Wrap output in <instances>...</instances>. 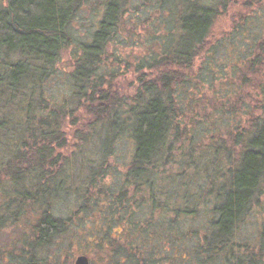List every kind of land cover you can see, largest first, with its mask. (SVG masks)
Here are the masks:
<instances>
[{
    "label": "trees",
    "instance_id": "16d2710c",
    "mask_svg": "<svg viewBox=\"0 0 264 264\" xmlns=\"http://www.w3.org/2000/svg\"><path fill=\"white\" fill-rule=\"evenodd\" d=\"M92 1L0 0V264H264V0H244L258 11L215 40L238 0H97L82 38L75 20ZM138 28L146 51L122 56L123 31ZM230 65L239 82L218 85ZM122 66L138 74L129 95ZM208 90L222 96L198 105ZM123 138L132 158L113 190L104 162ZM71 194L79 208L60 215Z\"/></svg>",
    "mask_w": 264,
    "mask_h": 264
},
{
    "label": "rangeland",
    "instance_id": "374dc122",
    "mask_svg": "<svg viewBox=\"0 0 264 264\" xmlns=\"http://www.w3.org/2000/svg\"><path fill=\"white\" fill-rule=\"evenodd\" d=\"M256 7V8H255ZM258 5L255 4L252 8H245L244 5V0H238L236 3H234L230 8L229 11L222 16H219L215 22V26L213 29V39L217 37L224 36L227 32L231 31L234 24L238 21H240L242 16H245L250 10L255 8V10L258 11ZM101 6L97 4V0H93L91 3L86 4L81 13L78 15V18L75 20V27L78 35L83 38L88 32V30L91 28V24L95 21L96 17H99V12L101 11ZM264 11V10H263ZM259 12H262L259 10ZM253 13V12H252ZM253 15V14H251ZM131 30L128 31H123L122 35L125 37L126 41L128 40L127 44H123L122 46H118L116 48L119 49V52L122 54V56L132 58L135 56L142 55L144 51H146V46L142 44V39L145 37L146 31L143 30V28H138L135 30V32H130ZM141 40V41H140ZM233 52L229 53L227 51V55L225 57L220 56L218 60H230L231 56H236L237 50L236 48L231 49ZM227 57V58H226ZM73 50L68 49L63 52L62 54V59H61V64H60V74L49 82V91L53 92L57 96H62L65 91H67L69 87L68 80L70 78V70L73 64ZM122 70H125V75H121L118 77V88H120V91L123 92V94H131L137 85L138 80L136 79V76L138 74H135V70H126L125 66L121 67ZM131 68V67H129ZM232 66L230 65L224 77L222 79H218L216 83H218L221 80L222 81V86H227L230 83H237L239 82L238 76H234L230 73ZM191 76H194L192 73L190 74ZM227 75V77H226ZM226 77V78H225ZM253 81H255V78L253 75L250 76ZM246 91H249V93L253 96L256 97L258 90L252 89V87H248ZM217 92H212L210 90L207 91V96L204 98V100L197 102L198 105L201 106H206L207 101L211 100V96L214 94V100H217L218 97H221L222 95L220 93L216 94ZM226 97H223V101L226 102ZM209 109V108H208ZM75 115L82 116V110H76ZM192 114V113H191ZM76 115V116H77ZM240 119L245 121V118L248 116L247 112H244V108H241L239 112ZM83 118L85 117L82 116ZM205 123L203 117H198L197 121L195 124H192L194 128H201L203 124ZM75 129H70L68 131L69 135V145L65 151V153L68 151L75 152L77 150V147H73L75 144V141L71 138L73 137ZM99 141V140H98ZM206 142H209L206 140ZM90 146V145H88ZM117 148L111 153L108 161L104 162V169L109 171V176L106 178L107 184L112 187L113 190L118 187V183L123 182V176L125 174V171L127 170V165L131 161V155L133 152V146L131 141L128 138H123L118 145H116ZM89 148V147H88ZM79 154L75 155V158L78 157ZM90 156H94L96 159L97 156L92 154L90 152ZM74 157V156H73ZM95 161H98L97 159ZM90 169L88 170V174L90 173ZM76 196L74 194L64 196L62 198H59L57 201V209L58 213L63 216H67L68 213L74 209L79 208L78 204H76ZM262 219V216L260 213L256 214L254 217H251L249 221L246 223L245 226H243L244 235L248 236H254L255 235V228L257 225L260 224ZM184 226H189V221L187 218L184 220ZM183 226V227H184ZM10 232V231H9ZM9 232L4 233L5 235L1 236V239H7V235ZM0 239V240H1ZM96 239V238H95ZM4 241V240H3ZM176 264H187L186 262H181V260H177ZM192 264H195V262L192 261ZM204 264V263H203ZM205 264H212V263H205ZM217 264V263H214Z\"/></svg>",
    "mask_w": 264,
    "mask_h": 264
},
{
    "label": "water",
    "instance_id": "95a60500",
    "mask_svg": "<svg viewBox=\"0 0 264 264\" xmlns=\"http://www.w3.org/2000/svg\"><path fill=\"white\" fill-rule=\"evenodd\" d=\"M79 261L81 264H89L88 259H86L85 257L84 258L81 257V259Z\"/></svg>",
    "mask_w": 264,
    "mask_h": 264
}]
</instances>
